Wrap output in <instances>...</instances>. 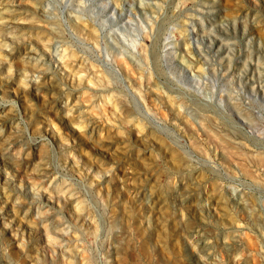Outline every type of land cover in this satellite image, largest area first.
<instances>
[{
    "label": "rangeland",
    "instance_id": "1",
    "mask_svg": "<svg viewBox=\"0 0 264 264\" xmlns=\"http://www.w3.org/2000/svg\"><path fill=\"white\" fill-rule=\"evenodd\" d=\"M216 1L0 0V264H264V166L208 137L264 154V0Z\"/></svg>",
    "mask_w": 264,
    "mask_h": 264
},
{
    "label": "bare ground",
    "instance_id": "2",
    "mask_svg": "<svg viewBox=\"0 0 264 264\" xmlns=\"http://www.w3.org/2000/svg\"><path fill=\"white\" fill-rule=\"evenodd\" d=\"M113 1L116 2V0H113ZM124 1H125V0H123V2H124ZM117 2H118V0H117ZM120 2H121V0H120ZM168 2H169V1H168ZM168 2H167V3H168ZM199 2H200V1H199ZM216 2H218V1L215 0V3H216ZM163 3H164V2H163ZM165 3H166V2H165ZM185 3H186V2H185ZM204 3H205V0H204ZM210 3H211V2H210ZM210 3H209V5H211L213 2H212L211 4H210ZM4 5H5V4H4ZM33 5H35V4H33ZM33 5H31V6L33 7ZM115 5H116V3H115ZM117 5H118V4H117ZM117 5H116V6H117ZM120 5H121V4H120ZM201 5H203V4H201ZM215 5H216V4H214V6H215ZM218 5H219V4H218ZM218 5H217V6H218ZM2 6H3V5H2ZM31 6H30V7H31ZM37 6H38V5H37ZM152 6H153V5H152ZM160 6H161V5H160ZM3 7H4V6H3ZM3 7H2L1 9H3ZM34 7H35V6H34ZM161 7H162V6H161ZM161 7H160V8H161ZM5 8H6V6H5ZM115 8H117V7H115ZM146 8H148V7H146ZM157 8H158V7H157ZM157 8H156V9H157ZM208 8H209V7H208ZM216 8H217V7H216ZM216 8H215V9H216ZM149 9H150V8H149ZM206 9H207V7H206ZM210 9H211V8H210ZM217 9H218V8H217ZM3 10H5V9H3ZM160 10H161V9H160ZM9 11H10V10H9ZM11 11H12V10H11ZM155 11H156V10H155ZM220 11H221V10H220ZM42 12H43V11H42ZM156 12H157V11H156ZM0 13H1V12H0ZM2 14H3V13H2ZM2 14H1V15H2ZM6 14H11V12H10V13H6ZM6 14H5V15H6ZM12 14H13V13H12ZM153 14H154V12H153ZM242 15H243V14H242ZM247 15H248V14H247ZM3 16H4V15H3ZM11 16H12V15H11ZM154 16H157V15L154 14ZM159 16H160V15H159ZM159 16H158V17H159ZM162 16H163V14H162ZM227 16H229V15H227ZM237 16H238V15H237ZM245 16H246V14H245ZM245 16L243 15L242 17H245ZM6 17H7V16H6ZM158 17H157V18H158ZM255 17H256V16H255ZM9 18H10V17H9ZM9 18H8L7 21H10ZM239 18H241V17H239ZM1 19H2V18H1ZM4 19H6V18H4ZM4 19H2V21H3ZM12 19H13V18H12ZM12 19H11V21L13 22ZM15 19H17V18L14 16V20H15ZM162 19H163V17H162ZM242 19H243V18H242ZM254 19H255V18H254ZM254 19H253V20H254ZM30 20H31V19H30ZM30 20H29V21H30ZM34 20H35V19H34ZM158 20H159V19H158ZM229 20H230V19H229ZM243 20H244V19H243ZM247 20H248V19H247ZM250 20H251V17H250ZM263 20H264V19H263ZM0 21H1V20H0ZM17 21H18V20H17ZM19 21H21V20H19ZM231 21H232V20H230V23H232ZM255 21H257V20H255ZM4 22H5V20H4ZM14 22H15V21H14ZM14 22H13V23H14ZM35 22H38V20L35 21ZM240 22H242V21H240ZM15 23H16V22H15ZM18 23H19V22H18ZM20 23H21V22H20ZM26 23H27V22H26ZM29 23H30V22H29ZM256 23H257V22H256ZM2 24H4V23H2ZM8 24H10V23H8ZM33 24H34V22H33L31 25L34 26ZM38 24H39V22H38ZM54 24H55V23H54ZM237 24H238V23H237ZM253 24H254V23H253ZM21 25H22V24H21ZM29 25H30V24H29ZM36 25H37V24H36ZM56 25L59 27L58 24H56ZM261 25H262V24H261ZM7 26H10V25H7ZM38 26H39V25H38ZM38 26H35V27H38ZM51 26H52V25H51ZM57 26H55V27H57ZM4 27H5V26H4ZM10 27H11V26H10ZM13 27H17V26H14V25H13ZM52 27H54V26H52ZM2 28H3V27H2ZM11 28H12V27H11ZM11 28H10V29H11ZM14 29H15V28H14ZM14 29L12 28V30H14ZM7 30H9V29H7ZM7 30H5V31H7ZM16 30H17V29H16ZM51 30H52V29H51ZM55 30H56V29H55ZM59 30H60V29H59ZM19 31H20V30H19ZM8 32H10V31H8ZM56 32H58V30H57ZM56 32H55V33H56ZM1 33H2V32H1ZM3 33H4V32H3ZM11 33H12V32H11ZM58 33H59V32H58ZM6 34H8V33L6 32ZM14 34H16V33H14ZM256 34H260V35H261L262 33H256ZM9 35H10V34H9ZM55 35H56V34H55ZM7 36H8V35H7ZM11 36H12V35H11ZM16 36H17V35H16ZM16 36H15V37H16ZM40 36H41V35H40ZM53 36H54V34H53ZM58 36H59V35H58ZM254 36H255V35H254ZM41 37H42V36H41ZM43 37H44V36H43ZM255 37H257V36H255ZM260 37H261V36H260ZM2 38H3V37H2ZM10 38H11V37H9V39H10ZM13 38H14V37H13ZM49 38H50V37H49ZM52 38H54V37H52ZM0 39H1V38H0ZM38 39H39V38H38ZM40 39H41V38H40ZM40 39H39V40H40ZM50 39H51V38H50ZM55 39H56V38H55ZM58 39H59V38H58ZM257 39H258V38H257ZM263 39H264V38H263ZM41 41H43V40H41ZM52 41H53V40H52ZM261 41H262V40H261ZM262 43H263V42H262ZM4 44H5V43H4ZM0 46L3 47V45H0ZM145 46H146V45H145ZM5 47H6V46H5ZM5 47H4V48H5ZM6 48H7V47H6ZM144 49H145V48H144ZM7 50H8V49H7ZM142 50H143V49H142ZM146 50H147V49H146ZM29 51H30V50H29ZM188 51H189V50H188ZM7 52H8V51H7ZM33 52H34V51H33ZM150 52H151V51H150ZM141 53H142V52H141ZM144 53H145V52H144ZM144 53H143V54H144ZM186 53H187V52H186ZM149 54H151V53H149ZM188 54H189V53H188ZM144 55H145V54H144ZM28 56H30V54H29ZM150 56H151V55H150ZM143 57H144V56H143ZM145 57H146V56H145ZM145 57H144V59H145ZM188 57H189V56H188ZM118 58H119V57H118ZM151 58H152V56H151ZM157 58H158V57H157ZM119 59H120V58H119ZM144 59H143V60H144ZM152 59H153L154 62H155V59H154V58H152ZM184 59H185V58H184ZM145 60H146V59H145ZM157 60H158V59H157ZM179 61H180V60H179ZM146 62H147V61H145V63H146ZM187 62H188V61H187ZM120 63H121V62H120ZM155 63H156V62H155ZM124 64H125L124 66L126 67V63H124ZM146 64H147V63H146ZM190 64H191V63H190ZM36 65H37V64H36ZM185 65H186V64H185ZM41 66H42V65H41ZM43 66H44V65H43ZM120 66H121V65H120ZM127 66H128V64H127ZM152 66H153V64H152ZM38 67H39V66H38ZM122 67H123V66H122ZM33 68L35 69L36 67H33ZM33 68H32V70H33ZM129 68H130V67H129ZM129 68H128V69H129ZM187 68H188V67H187ZM125 69H126V68H125ZM157 69H158V67H157ZM32 70H31V71H32ZM123 70H124V69H123ZM154 70H155V69H154ZM186 70H187V69H186ZM35 71H36V70H35ZM37 71H39V70H37ZM42 71H43V70H42ZM129 71H131V69H130ZM129 71H128V72H129ZM146 71H147V70H146ZM156 71H157V70H156ZM196 71H197V70H196ZM43 72H44V71H43ZM126 72H127V71H126ZM133 72H134V71H133ZM133 72L131 71V73H133ZM142 72H143V71H142ZM157 72H158V71H157ZM160 72H161V71H160ZM160 72H159V73H160ZM25 73H26V72H25ZM32 73H33V75H34V72H32ZM139 73H140V72H139ZM147 73H148V71H147ZM200 73H201V72H200ZM28 74H29V73H28ZM28 74H27V75H28ZM35 74H36V73H35ZM40 74H41V73H40ZM135 74H136V73H135ZM135 74H134V76H135ZM23 75H25V74L23 73ZM145 75H147V74H145ZM148 75H149V74H148ZM39 76H40V75H39ZM131 76H132V75H131ZM139 76H140V75H139ZM33 77H34V76H33ZM135 77H136V76H135ZM140 77H141V76H140ZM146 77H147V76H146ZM149 77H151V76H149ZM25 78H26V77H25ZM27 78L29 79V77H27ZM31 78H32V77H30V79H31ZM143 78H144V74H143ZM32 79H33V78H32ZM38 79H39V78H38ZM38 79H37V80H38ZM145 79H146V78H145ZM149 79H150V78H149ZM34 80H35V77H34ZM34 80H32V81H34ZM133 80H134L133 82H135V80H137V79H133ZM141 80H142V79H141ZM30 81H31V80H30ZM139 81H140V80L138 79L137 82H139ZM147 81H149V80H147ZM35 82H36V81H35ZM36 84H37V83H36ZM134 84H135V83H134ZM138 84H139V83H138ZM141 84H142V83H141ZM143 84H144V83H143ZM38 85H40V84H38ZM41 85H42V84H41ZM41 85H40V86H41ZM139 85H140V84H139ZM144 85H145V84H144ZM148 85H149V84H147L146 86L149 87ZM135 86H136V85H135ZM140 86H141V85H140ZM150 86H151V85H150ZM38 87H39V86H38ZM41 88H42V86H41ZM41 88L39 87V89H41ZM136 88H137V87H136ZM151 88H152V86H151ZM142 89H143V88H142ZM153 89H154V88H153ZM155 89L157 90L158 88L155 87ZM137 90H138V89H137ZM140 90H141V89H140ZM156 90H155V91H156ZM153 91H154V90H153ZM153 91H151V92H153ZM137 92H139V91H137ZM157 92H158V91H157ZM140 93H141V91H140ZM141 94H142V93H141ZM152 94H153V93H152ZM154 94L156 95V92H155ZM142 95H143V94H142ZM155 95H153V96L155 97ZM157 95L161 96L160 93H158ZM141 98H143V97H141ZM155 98H157V96H156ZM150 99L152 100V96H151ZM182 99H183V98H182ZM153 100H154V99H153ZM157 100H159V99H157ZM157 100L155 99L154 102L157 101ZM167 100H168V98H167ZM54 101H55V100H54ZM163 101H164V100H163ZM180 101L182 102L181 99H180ZM180 101H179V102H180ZM184 101H185V100L183 99V102H184ZM186 101H187V100H186ZM152 102H153V101H152ZM168 102H169V100H168ZM177 102H178V100H177ZM177 102H176L175 104H177ZM179 102H178V103H179ZM181 102H180V103H181ZM185 103H186V102H185ZM156 104H158V101H157ZM170 104H171V102H170ZM180 105H181V104H180ZM184 105H185V104L183 103V106H184ZM177 106H178V104H177ZM181 106H182V105H181ZM183 106H182V107H183ZM186 106L189 107V104L187 103ZM186 106H185V107H186ZM190 106H191V104H190ZM192 106H193V108H196V107H197V105H196V107H195L194 105H192ZM152 107H153V106H152ZM158 107H159V105H158ZM173 107H174V106H173ZM185 107H184V108H185ZM188 107H187V108H188ZM149 108H150V107H149ZM191 108H192V107H191ZM191 108H190V109H191ZM203 108H204V107H203ZM159 109L161 110L160 107L158 108V110H159ZM182 109H183V108H182ZM188 109H189V108H188ZM198 109L200 110L199 107H198ZM205 109H206V108H205ZM149 110H150V109H149ZM155 110H157V109L155 108ZM175 110H176V109H175ZM191 110H192V109H191ZM207 110H208V109H206V111H207ZM171 111H172V109H171ZM193 111H194V109H193ZM159 112H160V111H159ZM159 112H157V113H159ZM177 112H178V111H177ZM180 112H181V111H180ZM194 112H195V111H194ZM201 112H202V109H201ZM203 112H205V111H203ZM161 113H162V111H161ZM163 113H164V112H163ZM172 113H173V112H172ZM198 113H199V112H198ZM207 113H209V112H207ZM212 113H213V112H212ZM176 114H177V113H176ZM179 114H180V113H179ZM195 114H197V111H196ZM163 115H164V114H163ZM180 115L182 116V114H180ZM208 115H209V114H208ZM210 115L212 116V114H210ZM216 115H217V114H216ZM202 116H203V115H202ZM211 116H210V117H211ZM182 117H184V116H182ZM182 117H181V118H182ZM204 117H205V116H204ZM204 117H203V118H204ZM208 117H209V116H208ZM208 117H207V118H208ZM212 117H213V116H212ZM217 117H218V115H217ZM175 118H176V117H175ZM179 118H180V117H179ZM195 118H196V117H195ZM198 118H199V116H198ZM200 118H201V117H200ZM220 118H221V117H220ZM187 119H188V117H187ZM211 119H212V118H211ZM213 119H214V118H213ZM222 119H223V118H222ZM70 120H71V119H70ZM72 120H73V119H72ZM163 120H164V119H163ZM175 120H176V119H175ZM196 120H197V118H196ZM205 120H206V119H205ZM214 120H215V119H214ZM220 120H221V119H220ZM220 120H219V121H220ZM224 120H225V117H224ZM226 120H227V118H226ZM173 121H174V120H173ZM176 121H177V120H176ZM191 121L193 122V120H191ZM202 121H203V120H202ZM202 121L200 120V122H202ZM227 121H228V120H227ZM227 121H226V122H227ZM73 122H75V121L73 120ZM197 122L199 123L198 120H197ZM203 122H205V121H203ZM221 122H224V121H220V123H221ZM71 123H72V122H71ZM189 123H190V121H189ZM189 123H188V124H189ZM193 123H194V122H193ZM193 123H192V125H193ZM205 123H206V122H205ZM205 123H202V125L205 124ZM207 123H208V122H207ZM211 123H212V122H211ZM215 123H217L216 120H215ZM215 123H214V125H215ZM227 123H228V122H227ZM75 124L77 125V123H75ZM75 124L72 123L71 125H75ZM129 124H130V123H129ZM175 124H176V123H175ZM178 124H179V123H178ZM178 124H176V125H178ZM186 124H187V122H186ZM200 124H201V123H200ZM217 124H218V123H217ZM228 124H229V123H228ZM231 124H232V123H231ZM189 125H190V124H189ZM194 125H196V124L194 123ZM194 125H193V127H194ZM202 125H201V126H202ZM205 125H206V124H205ZM209 125H210V124H209ZM209 125H208V126H209ZM183 126H184V124H183ZM198 126H199V125H198ZM208 126H207V127H208ZM217 126H218V125H217ZM220 126H221V125H220ZM225 126H226V125H225ZM231 126H232V125H231ZM231 126H230V127H231ZM73 127H74V126H73ZM75 127H76V126H75ZM75 127H74V128H75ZM187 127H188V126H187ZM209 127H210V126H209ZM211 127H212V126H211ZM228 127H229V126H228ZM234 127H235V126H234ZM234 127L232 126L233 129H234ZM76 128H77V127H76ZM78 128H79V127H78ZM184 128H185V127H184ZM188 128H190V126H189ZM216 128H217V127H216ZM216 128H215V130H216ZM221 128H222V127H221ZM235 128H236V127H235ZM80 129H81V128H80ZM192 129H193V128H192ZM195 129H196V128H195ZM212 129H213V128H212ZM212 129H211V130H212ZM218 129H219V128H218ZM229 129H230V128H229ZM207 130H208V129H207ZM211 130H208V137H209L212 141H215V142L218 144V147H219V148H220V146L222 147V149H223V151H224V153H225L224 155H226L227 158H229V159H234V161H235V158H237V159L240 161L239 165L243 168V170L245 171L246 174L250 175L251 172H249V170H248L249 168L247 169V168L245 167L243 161L246 162V160H248V161L250 160V161H253V162H257V165H258V163L261 164V167L264 166V154H263V155L261 154V155H259V156H255V157H252V156L250 157V156H249V157L247 158V155H248V154L246 155V153H244V151H240L237 147L234 146V145H237V144H236V143H237L236 141H237L239 138H238L237 140H235L236 143H234V145H232V144L229 142V141H231V140H228V139H227V140H228V141H227L224 137H222V135H223L224 133L221 134V136H218L217 133H216L217 130L215 131V133L212 132V131H214V130H212V131H211ZM230 130H231V129H230ZM236 130H238V131H237V133H238V132H239V129L237 128ZM262 130H263V129H261V132H262ZM203 131H204V128H203ZM263 132H264V131H263ZM198 133H199V132H198ZM218 133H220L219 130H218ZM226 133H227V132H226ZM230 134H231V133H230ZM262 134H263V133H262ZM200 135H201V134H200ZM224 135H227V134H224ZM239 135H240V133H239ZM191 137H193V136H191ZM208 137H207V138H208ZM237 137H238V135H237ZM244 137H245V136H244ZM200 138H201V137H200ZM207 138H206V139H207ZM232 138H233V137H232ZM234 138H235V137H234ZM204 139H205V138H204ZM229 139H230V138H229ZM242 139H243V138H242ZM193 140H194V139H193ZM207 140H208V139H207ZM239 140L241 141V139H239ZM13 141H15V139H14ZM194 141H195V140H194ZM199 141H200V140H199ZM204 141H205V140H204ZM243 141H245V140H243ZM206 142H207V141H206ZM208 142H209V140H208ZM247 142H248V141H247ZM11 143H12V142H11ZM190 143H191V142H190ZM205 144L207 145V143H205ZM211 144H212V142H211ZM240 144H241V143H240ZM243 144H244V142H243ZM245 144H246V143H245ZM245 144H244V145H245ZM258 144H260V143H258ZM1 145H2V144H1ZM190 145L192 146L193 143H191ZM200 145H201V142H200ZM202 145H203V144H202ZM202 145H201V146H202ZM219 145H220V146H219ZM249 145H251V144L249 143ZM260 145H261V144H260ZM4 146H5V145H4ZM213 146H214V144H213ZM215 146H216V145H215ZM215 146H214V148H215ZM237 146H238V145H237ZM241 146H242V145H241ZM255 146H256V145H255ZM8 147H9V146H7V148H8ZM195 147H196V146H195ZM238 147H240V145H239ZM242 147H243V146H242ZM247 147H248V146H247ZM247 147H246V148H247ZM253 147H254V145H253ZM7 148L5 147V150H6ZM193 148H194V147H193ZM193 148H192V149H193ZM196 148H197V147H196ZM205 148H206V147H205ZM208 148H209V147H208ZM192 149H191V150H192ZM200 149H202V148H200ZM3 150H4V149H3ZM7 150H8V149H7ZM194 150H195V149H194ZM198 150H199V149H198ZM214 150H215V149H214ZM214 150H212V151H214ZM218 150H219V149H218ZM220 150H221V148H220ZM220 150H219V151H220ZM241 150H242V149H241ZM254 150H255V148H254ZM258 150H259V152H258V154H259V153H260V149L258 148ZM1 151H2V149H1ZM195 151H196V150H195ZM195 151H194V152H195ZM201 151H203V150H201ZM201 151H200V152H201ZM221 151H222V150H221ZM221 151H220V152H221ZM223 151H222V152H223ZM249 151H250V150H249ZM3 152H4V151H3ZM203 152H204V151H203ZM246 152L248 153V151H246ZM252 152H253V150H252ZM255 152H256V151H255ZM262 152H263V151H262ZM197 153H198V152H197ZM201 153H202V152H201ZM209 153H210V152H209ZM253 153H254V152H253ZM3 154H4V153H3ZM217 154H218V151H217ZM220 154H221V153H220ZM249 154H250V153H249ZM1 155H2V152H1ZM180 155H181V153H180ZM210 155H211V154H210ZM214 155H216V154L214 153ZM218 155H219V154H218ZM252 155H253V154H252ZM254 155H257V154H254ZM204 156H205V155H204ZM226 156H225V157H226ZM2 157H4V156L2 155ZM217 157H218V156H217ZM219 158H220V157H219ZM223 158H224V157H223ZM42 159H43V158H42ZM207 159H208V158H207ZM229 159H228V160H229ZM222 160L224 161V159H222ZM226 160H227V159H226ZM41 161H42V160H41ZM248 161H247V162H248ZM250 161H249V162H250ZM44 162H45V161H44ZM226 162H230V161H226ZM235 162L237 163V161H235ZM235 162H234V163H235ZM249 162H248V163H249ZM253 162H252V163H253ZM42 163H43V161H42ZM221 163H222V161H221ZM223 163H224L225 165L227 164V163H225V161H224ZM223 163H222V164H223ZM232 164H233V161H232ZM233 165H234V164H233ZM237 165H238V163H237ZM237 165H236V166H237ZM239 165H238V167H240ZM248 165H251V164H248ZM252 165H253V164H252ZM255 165H256V163H255ZM46 166H47V165H46ZM236 166H233V167H236ZM253 166H254V165H253ZM253 166H251V167H253ZM258 166H259V165H258ZM36 167L39 168V165L36 166ZM227 167H229V166H227ZM261 167H260V168H261ZM41 168H43V166H41ZM253 168H255V167H253ZM262 168H263V167H262ZM35 169H36V168H35ZM237 169H238V168H237ZM240 169H241V168H240ZM240 169H238V171H239ZM255 169H256V168H255ZM258 169H259V168H258ZM263 169H264V168H263ZM229 170H230V169H229ZM241 170H242V169H241ZM261 170H262V169H261ZM261 170H260V171H261ZM47 171H48V170H47ZM47 171H46V172H47ZM238 171H237V172H238ZM252 171H253V170H252ZM262 171H264V170H262ZM231 172H232V171H231ZM239 172H240V171H239ZM41 173H42V171H41ZM232 173H234V171H233ZM243 173H244V172H243ZM252 173H254V171H253ZM38 174H39V173H38ZM240 174L242 175V173H240ZM254 174H255V173H254ZM258 174H259V173H258ZM263 174H264V173H263ZM42 175H43V174H42ZM42 175H41V176H42ZM44 175H45V174H44ZM255 175H257V174H255ZM45 177H46V176H45ZM45 177H44V178H45ZM177 177H178V176H177ZM251 177H252V176H251ZM258 177H259V176H258ZM179 178H180V177H179ZM181 178H183V177H181ZM259 178H261V176H260ZM246 179H247V178H246ZM262 179H264V178H262ZM179 180H180V179H179ZM182 180H183V179H182ZM251 180H252V179H251ZM177 181H178V180H177ZM254 181H255V180L252 181V184H253V185L255 184ZM182 182H183V181H182ZM182 182H181V183H182ZM177 183H178V182H177ZM176 185H177V184H176ZM260 185H261V184H260ZM256 186H257V184H256ZM262 187H263V185L261 186V189H262ZM172 189H173V188H172ZM263 189H264V188H263ZM174 190H175V189H174ZM191 190H192V189H191ZM191 190H190V191H191ZM193 190H194V189H193ZM187 191H188V190H187ZM172 192H173V191H172ZM188 193H189V192H188ZM193 193H194V192H193ZM195 193H196V190H195ZM181 196H182V195H181ZM241 197H242V196H241ZM149 199H150V198H149ZM182 199H183V198H182ZM235 200H236V199H235ZM241 200H242V199H241ZM197 201L200 202L199 200H197ZM197 201H196V202H197ZM254 201H255V200H254ZM198 202H197V203H198ZM236 202H237V201H236ZM248 202H249V200H248ZM197 203H196V204H197ZM239 203H240V202H239ZM239 203H238V204H239ZM254 203H256V202H254ZM200 204H201V202H200ZM240 204H241V203H240ZM241 205H242V204H241ZM252 205H253V203H252ZM254 205H255V204H254ZM256 205H257V203H256ZM198 206H199V205H198ZM200 206L203 207L202 205H200ZM235 206H237V205L235 204ZM259 206L261 207V204H259ZM241 207H242V206H240V209H242ZM256 207H258V205H257ZM254 208H255V207H254ZM263 208H264V207H263ZM151 209H152V208H151ZM159 209H160V208H159ZM238 209H239V207H238ZM240 209H239V211H240ZM246 209H248V207H247ZM255 209H256V208H255ZM253 210H254V209H253ZM260 210H262V208H261ZM151 211H152V210H151ZM153 211H154V210H153ZM154 212H155V211H154ZM262 212H263V210H262ZM256 213H258V212H256ZM242 214L244 215V213H242ZM252 216H253V215H252ZM261 216H262V215H261ZM249 217H250V216H249ZM26 218H27V217H26ZM261 218H262V217H261ZM263 218H264V216H263ZM250 220H251V219H250ZM253 221H255V220H253ZM262 221H263V220H262ZM236 222H237V221H236ZM252 223H253V222H252ZM235 224H236V223H235ZM235 224H234V225H235ZM242 224H243V223H242ZM250 224H251V222H250ZM253 224H254V223H253ZM255 224H256V223H255ZM200 225H201V224H200ZM251 225H252V224H251ZM257 225H258V224H257ZM202 226H203V225H202ZM236 226H237V224H236ZM238 226H239V225H238ZM254 226H255V225H254ZM262 226H263V225H262ZM54 227H55V226H54ZM232 227H233V226H232ZM234 227H235V226H234ZM234 227H233V228H234ZM255 227H256V226H255ZM258 227H259V225H258ZM52 228H53V227H52ZM230 228H231V227H230ZM236 228H237V227H236ZM239 228H240V227H239ZM261 228L264 230V227H261ZM234 229H235V228H234ZM240 230H241V229H240ZM229 234H232V233H229ZM191 235H192V234H191ZM200 235H201V233H200ZM233 235H234V234H233ZM189 236H190V235H188V237H189ZM201 236H202V235H201ZM242 236H244V240L242 239V238H243ZM242 236L240 235L241 239H242L243 241H245V238H246V237H245V234L242 235ZM248 236H249V235H248ZM262 236H263V235H262ZM194 237H195V236H194ZM199 237H200V236H199ZM231 237H232V236H231ZM249 237H250V236H249ZM184 238H185V236H184ZM226 238H228V236H227ZM236 238H237V237H236ZM250 238H252V237H250ZM261 238H262V237H261ZM182 239H183V238H182ZM191 239H192V238H191ZM191 239H189V240H191ZM203 239H205V238H203ZM229 239H230V238H229ZM232 239H233V237H232ZM239 239H240V238H239ZM254 239H255V238H254ZM183 240L185 241V239H183ZM183 240H182V241H183ZM187 240H188V239H186V241H187ZM189 240H188V241H189ZM194 240H195V239H194ZM194 240H193V241H194ZM224 240H225V239H224ZM248 240H249V239H248ZM251 240H253V239H251ZM263 240H264V237H263ZM186 241H185V242H186ZM188 241H187V242H188ZM193 241H192V243H193ZM230 241H232V240H230ZM254 241H255V240H254ZM190 242H191V241H190ZM195 242H197V241H195ZM198 242H199V241H198ZM200 242H201V240H200ZM223 242H225V241H223ZM241 242H242V241H241ZM246 242H248V241H246ZM246 242H245V243L243 242L244 245L247 244ZM256 242L258 243L257 240H256ZM116 243H117V242H116ZM203 243H204V242H203ZM226 243H227V241H226ZM228 243H230V242H228ZM238 243H239V242H238ZM252 243H254V242H252ZM195 244L198 245V243H195ZM195 244H194V245H195ZM200 244H201V243H200ZM223 244H224V243H223ZM232 244H233V242H232ZM235 244H236V243H235ZM255 244H256V243H255ZM114 245H115V244H114ZM116 245H117V244H116ZM119 245H121V244H119ZM122 245H123V244H122ZM196 245H195V246H196ZM201 245H202V244H201ZM201 245H200V246H201ZM203 245H204V244H203ZM230 245H231V243H230ZM236 245H237V244H236ZM239 245H240V244H239ZM242 245H243V244H242ZM242 245H241V246H242ZM249 245H250V244H249ZM256 245H258V244H256ZM259 245H260V244H259ZM183 246H184V245H183ZM183 246H182V247H183ZM186 246H187V245H186ZM188 246H189V245H188ZM192 246H193V245H192ZM195 246H194V247H195ZM198 246H199V245H198ZM245 246H247V245H245ZM245 246H244V247H245ZM250 246H251V245H250ZM120 247H121V246H120ZM122 247H123V246H122ZM194 247H190V248H192V253L190 252L191 254H193L194 249H196V248H194ZM203 247H205V246H203ZM203 247H201V249H202ZM242 247H243V246H242ZM247 247H248V246H247ZM253 247H256V248H257V246H253ZM114 248H115V247H114ZM193 248H194V249H193ZM197 248H198V247H197ZM199 248H200V247H199ZM228 248H230V247H228ZM232 248H233V247H232ZM232 248H231V249H232ZM250 248H252V246H251ZM256 248H254L255 251H256ZM115 249H116V248H115ZM121 249H122V248H121ZM184 249H185V248H184ZM244 249H245V248H244ZM252 249H253V248H252ZM188 250H189V249H188ZM199 250H200V249H199ZM229 250H230V249H229ZM236 250H237V249H236ZM248 250H250V249H248ZM254 250H253V251H254ZM261 250H262V249H261ZM116 251H117V249H116ZM250 251H251V250H250ZM118 252H119V248H118ZM187 252H188V251H187ZM195 252H198V250H195ZM259 252H260V249H259ZM262 252H263V251H262ZM262 252H261V253H262ZM185 253H186V252H185ZM249 253H250V252H249ZM254 253H255V252H254ZM254 253H253V254L251 253V254H252V255H256V254H257V253H256V254H254ZM188 255H189V253H188ZM247 255H248V254H247ZM194 256H195V254H194ZM248 256H249V255H248ZM261 256H262V255H261ZM186 257H187V256H186ZM189 257H190V256H189ZM249 257H250V256H249ZM256 257H257V256H256ZM244 258H245V257H244ZM259 258H260V257H259ZM242 259H243V258H242ZM238 260H241V259H238ZM247 260H248V259H247ZM250 260H252V259H250ZM255 260H256V259H255ZM259 260H260V259H259ZM234 261H235V260H234ZM235 262H236V261H235ZM243 262H244V261H243ZM231 263H233V260H232ZM231 263H229V264H231ZM240 263H242V262H240ZM257 263H258V262H257ZM9 264H10V263H9ZM205 264H207V263H205ZM237 264H239V262H237ZM243 264H245V263H243Z\"/></svg>",
    "mask_w": 264,
    "mask_h": 264
}]
</instances>
